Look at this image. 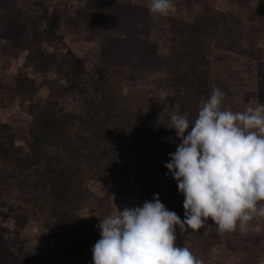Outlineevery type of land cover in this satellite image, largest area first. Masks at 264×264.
I'll return each instance as SVG.
<instances>
[{
	"label": "rangeland",
	"instance_id": "rangeland-1",
	"mask_svg": "<svg viewBox=\"0 0 264 264\" xmlns=\"http://www.w3.org/2000/svg\"><path fill=\"white\" fill-rule=\"evenodd\" d=\"M87 1L14 0L11 24L0 31V264H83L82 260L93 264L92 248L100 239L99 218L115 214L117 208L142 206L154 194H159L168 210L184 218V197L164 167L172 153L169 150L164 161L159 155L156 162L135 152L116 180L88 177L73 194L63 223L52 226L36 209L46 206L44 198L54 204L62 179L58 186L52 185V194L44 191L38 180L27 178L31 169L7 163L18 154L16 148L4 147L6 131L27 127L33 118L42 117V123L52 126L51 118L56 119L60 105L61 115L93 123L98 118L100 91L115 83L121 84L119 112L124 122L155 121L165 96L167 48L162 29L168 19H176L179 24L175 25L186 36L196 33L195 46L187 49L185 45L183 51L211 69L209 96L214 86L223 90V109L242 112L264 103V0H174L175 12L155 23L149 12L151 0H97L98 7L86 5ZM3 13L0 9V17ZM20 18L28 25L39 20L42 52L59 60L48 73L41 74L30 64L20 73L28 54L16 46L25 28ZM41 76L55 77L73 89L59 100L45 85L39 86ZM99 137L107 140L108 136L100 132ZM23 138L16 136V144L24 145ZM167 138L180 143L175 133ZM112 141L129 150L134 145L122 135ZM101 169L94 173L102 177L108 168ZM39 193L43 203H31L32 214L19 224L18 204H27L29 199L35 202ZM67 215L77 216L91 228L84 240L77 241L72 234L75 227L67 222ZM208 224L212 227L206 234L205 229L181 234L177 228V245L187 246L204 264H264V218L251 221L245 233L237 229L220 234L213 221L209 219ZM60 243L68 244L65 250L59 248Z\"/></svg>",
	"mask_w": 264,
	"mask_h": 264
},
{
	"label": "clouds",
	"instance_id": "clouds-1",
	"mask_svg": "<svg viewBox=\"0 0 264 264\" xmlns=\"http://www.w3.org/2000/svg\"><path fill=\"white\" fill-rule=\"evenodd\" d=\"M174 0H151L152 18L175 12ZM226 93L213 87L197 116L173 112L167 128L180 143L164 164L183 195L184 218L168 210L159 194L142 206L99 218L100 239L92 248L93 264H204L180 233L212 227L220 234L245 233L264 218V103L244 111L223 109ZM166 173V175L168 174Z\"/></svg>",
	"mask_w": 264,
	"mask_h": 264
},
{
	"label": "trees",
	"instance_id": "trees-1",
	"mask_svg": "<svg viewBox=\"0 0 264 264\" xmlns=\"http://www.w3.org/2000/svg\"><path fill=\"white\" fill-rule=\"evenodd\" d=\"M94 3L97 7L100 5L97 0H88L86 5L91 4L92 6ZM13 4L14 0H0L1 12L7 11L0 17V31L11 24ZM89 12L94 14L95 9L91 8ZM20 21L21 25L25 24V28L18 36L16 46L28 50L20 73H23V67L28 64L32 66L31 68L40 70L41 74L48 73L53 64L59 65V60L53 61L47 53V55L43 54V30L38 26L39 20L36 19L35 23H29V25L24 23L23 19ZM153 22L155 23L156 20ZM175 24L178 26L179 22L174 18L168 19L166 24H163L162 40L167 48L163 77L165 96L163 108L155 121L131 123V125L124 122L119 112L123 102L121 84L115 83L100 91L96 108L98 118L93 123L76 121L75 117H70L68 113L61 115L60 105L57 107L56 119L51 118L52 126L45 125L42 123V117H38L31 119L27 127L7 130L4 134L6 136L4 147H14L18 154L15 155V160H9L7 163L31 169L26 174L27 178L31 180L33 177V181L38 180L43 190H50V194H52L51 190H54L52 185L58 186V180L62 179L63 186L56 193L54 204H48L44 198L46 206L36 209V213L45 215L49 219L50 225L57 224L58 226L63 223L65 220L63 216L69 212L66 208L72 202L73 194L82 189L88 177L103 178L102 182L109 177L116 180L118 176H122L128 157L135 155V152L139 153L141 158L156 162L159 155H161L160 161H164L162 159L166 156L167 150L172 153L176 151V145L179 143H170L167 140V137L175 133L174 129L167 128L170 115L177 112L181 115L186 114L190 121L195 120L201 101L209 97L211 69L196 63L199 59L190 58L184 53L185 45L189 49L190 45L195 46L197 43L196 33L194 37L186 36V33L183 34L184 31L179 30ZM178 43L181 44L178 45ZM244 57L248 58L247 55ZM102 78H106V74ZM41 85H45L49 92L59 100L73 89L72 85H67L55 77L41 76L39 86ZM98 132L106 134L109 139L107 137V140H101ZM21 135L24 136V145L16 144V136ZM120 135L134 141L131 150L125 148L119 141L118 143L111 142ZM69 144L71 145L68 147ZM0 151H3L1 145ZM98 168H102V171L108 169L101 177L98 173H94ZM43 197V194L39 193L34 199L35 202L29 199L26 200L27 204H18L20 207L18 209L19 224H23V220L32 214L30 204L37 206V201L42 202ZM67 218V222L75 227L72 234L77 241H81L83 237L86 238L87 234L91 233V228L77 216L72 215L69 218L67 215ZM66 246L68 244H59L60 249L65 250ZM82 262L88 264L89 261L82 260Z\"/></svg>",
	"mask_w": 264,
	"mask_h": 264
}]
</instances>
